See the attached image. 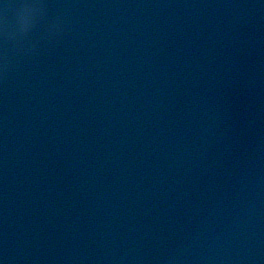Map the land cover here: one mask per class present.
Listing matches in <instances>:
<instances>
[{"label": "clouds", "instance_id": "obj_1", "mask_svg": "<svg viewBox=\"0 0 264 264\" xmlns=\"http://www.w3.org/2000/svg\"><path fill=\"white\" fill-rule=\"evenodd\" d=\"M11 7H13V5L5 4L3 12L0 13V22H2L4 25V43H5L4 54L2 57H0V71H2L3 74H5V75L10 70L12 63H13L12 58L9 56L8 48H7V44H8V41H7V23L9 20L8 10ZM30 7H32V5L23 3V4H20L18 6H15V11L22 9V8H30ZM54 25L57 26L58 30L60 29L59 22L55 23Z\"/></svg>", "mask_w": 264, "mask_h": 264}]
</instances>
